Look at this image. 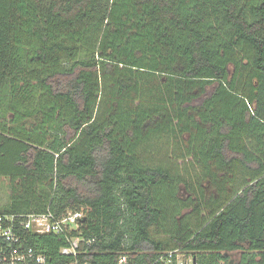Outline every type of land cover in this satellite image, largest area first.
Here are the masks:
<instances>
[{"label": "trees", "instance_id": "trees-1", "mask_svg": "<svg viewBox=\"0 0 264 264\" xmlns=\"http://www.w3.org/2000/svg\"><path fill=\"white\" fill-rule=\"evenodd\" d=\"M1 177L46 264H264V0H0Z\"/></svg>", "mask_w": 264, "mask_h": 264}, {"label": "built area", "instance_id": "built-area-1", "mask_svg": "<svg viewBox=\"0 0 264 264\" xmlns=\"http://www.w3.org/2000/svg\"><path fill=\"white\" fill-rule=\"evenodd\" d=\"M83 211H69L58 216L55 212L0 213V264H46V255L38 252L24 239V232L58 233L69 237V231L84 218ZM69 247L63 253H77L80 237H69ZM88 264V263H86ZM118 264H135L128 253H122ZM151 264H197L192 252L176 248L160 253ZM223 264V263H222Z\"/></svg>", "mask_w": 264, "mask_h": 264}, {"label": "rangeland", "instance_id": "rangeland-1", "mask_svg": "<svg viewBox=\"0 0 264 264\" xmlns=\"http://www.w3.org/2000/svg\"><path fill=\"white\" fill-rule=\"evenodd\" d=\"M10 193V183L9 180L5 177L0 178V204H3L8 200V196ZM187 193L184 189H181L180 195L185 196ZM189 209H185L182 213H187Z\"/></svg>", "mask_w": 264, "mask_h": 264}, {"label": "crops", "instance_id": "crops-1", "mask_svg": "<svg viewBox=\"0 0 264 264\" xmlns=\"http://www.w3.org/2000/svg\"><path fill=\"white\" fill-rule=\"evenodd\" d=\"M238 256H239V253H238V252H232V253H231V258H232L233 260H236V259L238 258Z\"/></svg>", "mask_w": 264, "mask_h": 264}]
</instances>
